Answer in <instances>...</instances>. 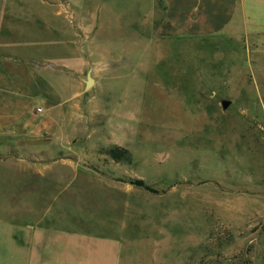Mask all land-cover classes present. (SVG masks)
Returning <instances> with one entry per match:
<instances>
[{
	"label": "rangeland",
	"instance_id": "374dc122",
	"mask_svg": "<svg viewBox=\"0 0 264 264\" xmlns=\"http://www.w3.org/2000/svg\"><path fill=\"white\" fill-rule=\"evenodd\" d=\"M148 1L0 0V29L12 16L21 30L16 53L83 85L69 184L40 195L0 181V264H264V20L248 40L163 36ZM44 3L67 12L55 20ZM79 18L89 41L61 42Z\"/></svg>",
	"mask_w": 264,
	"mask_h": 264
},
{
	"label": "crops",
	"instance_id": "0c3cea01",
	"mask_svg": "<svg viewBox=\"0 0 264 264\" xmlns=\"http://www.w3.org/2000/svg\"><path fill=\"white\" fill-rule=\"evenodd\" d=\"M148 2V27L152 32L154 27H159L163 36L175 34L200 40L227 34L244 36L248 40L250 34H259L260 31L248 26L259 29L261 20H264V0ZM44 4L53 9L52 17L55 20L62 10L67 12V4L62 8H57L55 4ZM157 17L160 19L156 23ZM14 18L8 16L5 27L0 29V174L7 176L5 182L2 177L0 181L1 184H7L12 180L9 183L14 185L16 177L19 179L18 183L30 185L28 189L20 188V193L24 194V189L27 194L39 190L40 195H44L52 189L55 192L54 187L59 183L65 182L68 185L67 169H77L69 161V154L74 152V147L68 143L75 136L69 131L68 112L72 105H78L83 85L79 84V92L76 85L69 89L70 84L64 83L61 75L69 74L70 70L66 72L68 68L59 67L47 59L20 57L16 53L19 45L11 37V34L21 31L17 24L10 22ZM65 18L73 22L68 14ZM79 20L78 27L74 26L69 33L62 34L64 38L60 37L61 42H77L78 39L82 42L89 41L86 22L80 18ZM45 30L59 33L55 25L49 22L45 25ZM91 56L93 58L96 55ZM100 63L97 60L91 65ZM107 65L112 68L111 62ZM71 72L74 74L72 80H77L83 73V67ZM38 108L41 109L40 112L37 111ZM58 191L59 189L56 192ZM35 229L36 232L43 231Z\"/></svg>",
	"mask_w": 264,
	"mask_h": 264
},
{
	"label": "trees",
	"instance_id": "16d2710c",
	"mask_svg": "<svg viewBox=\"0 0 264 264\" xmlns=\"http://www.w3.org/2000/svg\"><path fill=\"white\" fill-rule=\"evenodd\" d=\"M126 153L124 149H120L119 147L111 148L107 151V154L115 161H119L122 158V154ZM130 185L142 188L146 191H149L151 193L157 194L158 192L155 189H152L148 185L145 184V182L141 179H132L128 182Z\"/></svg>",
	"mask_w": 264,
	"mask_h": 264
},
{
	"label": "water",
	"instance_id": "95a60500",
	"mask_svg": "<svg viewBox=\"0 0 264 264\" xmlns=\"http://www.w3.org/2000/svg\"><path fill=\"white\" fill-rule=\"evenodd\" d=\"M94 81L91 77V74L88 73L85 81V90L89 89L93 85ZM222 108L227 109V107L230 105L229 101L223 100L221 102Z\"/></svg>",
	"mask_w": 264,
	"mask_h": 264
},
{
	"label": "built area",
	"instance_id": "2783aa9c",
	"mask_svg": "<svg viewBox=\"0 0 264 264\" xmlns=\"http://www.w3.org/2000/svg\"><path fill=\"white\" fill-rule=\"evenodd\" d=\"M37 111H38V112H40V111H41V109H40V108H38V109H37Z\"/></svg>",
	"mask_w": 264,
	"mask_h": 264
}]
</instances>
